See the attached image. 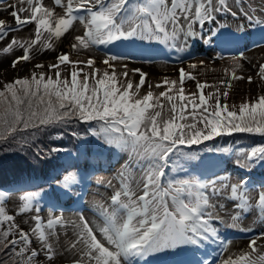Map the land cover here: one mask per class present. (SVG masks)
I'll list each match as a JSON object with an SVG mask.
<instances>
[{"label": "snow or ice", "instance_id": "snow-or-ice-1", "mask_svg": "<svg viewBox=\"0 0 264 264\" xmlns=\"http://www.w3.org/2000/svg\"><path fill=\"white\" fill-rule=\"evenodd\" d=\"M0 12H8L11 18H0V56L21 53L10 63L13 69L35 59V53L56 52L57 43L71 37L70 51L59 52L55 62L47 65L55 78L33 70L30 78L4 84L0 90V143L14 141L18 132L43 131L77 121L89 125L91 136L129 157L128 167L119 172L118 187L113 188L111 181H97L113 191L94 203L93 219L80 213L77 220L68 221L50 212L44 220L40 193L26 190L19 195L18 210L9 214L10 194L0 190V253L9 257L4 264H40L41 252L49 264L65 254L71 256L70 264H145L149 257L169 252L194 255L207 245L227 251L231 242L221 238L217 225L249 233L253 229L244 221L250 214L264 227V185L255 192L246 176L233 181L197 153L183 150L235 133L264 137V95L241 103L238 111L227 103L231 81L245 78L237 75L245 58L243 52L234 55L231 68L225 69L230 78L219 82L226 85L223 92L217 87L215 93L207 95L203 90L212 86L198 81L196 91L187 92L185 83L195 81L196 76L183 67L177 70L176 79L164 77L156 83V89H163L156 94L147 83L148 74L141 69H131L138 75V83L129 78L127 64L125 71L117 74L113 63L121 60L117 55L102 60L107 66L103 73L95 67L94 58L86 62L70 59L72 53L79 55L100 46L139 48L144 42H155L192 55L189 40L199 38L209 44L215 38L239 43L247 28L264 29V0L258 4L254 0H16L0 7ZM225 16L243 21L235 27L239 35L222 31L230 27L219 22ZM77 25L82 27L81 34H74ZM25 30L28 36L18 35ZM81 64L91 71L84 72ZM61 66L71 69L70 79L62 76ZM33 67L44 69L45 65L36 63ZM187 67L195 70L198 65ZM257 75L264 81V63L259 64ZM247 80L251 83L252 77ZM146 83L147 91L141 95ZM203 151L233 150L205 147ZM235 156L236 167L245 172L258 165L264 167V144L236 150ZM181 159L200 163L188 168ZM80 182L75 173L67 172L57 181L63 189L59 194L67 195ZM33 211V225L27 231L21 229L16 218ZM69 228L71 238L61 244V231L68 237ZM260 238L251 239L247 251L234 258L228 256L221 264H264V251L257 247ZM174 264L215 261L205 258Z\"/></svg>", "mask_w": 264, "mask_h": 264}, {"label": "rangeland", "instance_id": "rangeland-1", "mask_svg": "<svg viewBox=\"0 0 264 264\" xmlns=\"http://www.w3.org/2000/svg\"><path fill=\"white\" fill-rule=\"evenodd\" d=\"M16 0H2V3H0V7H3L7 4L15 3ZM50 2V0H49ZM254 3L258 4L259 0H254ZM8 11H11L9 9ZM0 18H4L6 20L11 21L10 16L8 15V12H0ZM220 19H223L220 17ZM242 20H233L231 17L226 16L225 24H228L230 27L228 29H222V31L231 32L232 34L235 33V27L237 24L242 23ZM249 29H246V33H249ZM82 33V27L77 25L74 34H81ZM20 36H28L29 32L28 30H25L22 33H19ZM205 38H207L205 36ZM71 40V37H67L63 39L61 42L57 43V51L56 52H43V53H35V59H33L30 62H21L19 65H17L16 68H12L10 66L11 61L15 58V56L20 55V52H16L14 55H8V56H0V90H3V86L5 83H10L13 80L17 78H24L31 76V72L33 70L39 72V71H45L47 74L54 76V70L51 73H48L47 65L49 63L55 62V57L57 54L61 51L63 52H69V42ZM215 39L213 38L212 42L209 44H204L203 39H197L195 42L192 40H189V50L193 51L196 56L188 55L187 52L183 53V57L179 58V60H175L168 54V51L171 49L165 48L163 45L160 49L161 51H164V54L157 58V60H150L148 58L149 51L151 49L146 48V42H144L142 47L139 48H131L128 50V48L121 47V46H108L107 48L100 46L98 48H93L90 52L89 51H81L79 55L76 53H72L70 56L71 60H81L86 62L88 58H94L97 63L95 67L100 69V72L103 73V71L106 69L107 66H105L102 63V60L108 56L117 55L121 57V60L114 61L115 64V71L117 74L122 73L125 71L124 64H127L128 70H129V78L133 80L134 83H138L139 77L138 75H133L131 72V69L139 68L142 71L146 72L147 75V83H150L153 85L152 90L154 93L158 94L159 91H162L163 89H156L155 84L160 83L164 77H168L170 79H176L178 77V69L183 67L187 71L192 72L193 75L196 76L195 81H187L185 83V88L187 92H195L196 91V82L201 83H207L208 85H211L212 87H207L203 91L205 95H207L209 92L215 93L216 88L219 87L221 92L225 89L226 85H220L221 80H228L230 77L226 76L225 69H230L232 66V57L236 54L232 53H225L221 56H216V54L209 50V49ZM155 43V42H153ZM204 46H206L204 48ZM133 50H141L144 53L143 58H129L127 56L131 54ZM244 53V60L240 61L242 64V69L237 71V75H242L245 77L242 80L231 81L232 87L229 89V97L227 99V103L229 104L230 108L232 105L236 106V110L238 111V106L245 102L249 101L252 102L256 100L260 95H264V81H261L257 75L258 72V66L261 63H264V42L254 44L247 46L243 49L239 50V53ZM239 55V54H238ZM36 63H42L45 65L44 69H34V64ZM190 63H195L198 65V68L193 70L189 69L187 66ZM81 68H83L84 72H90L91 69L86 68L83 66V64L80 65ZM62 76L64 78H69V73L71 69L68 66H61ZM109 72L112 71V69H108ZM252 77V82L249 83L247 80V77ZM82 79V76H81ZM120 81L124 82V77H119ZM147 83L141 90V95L145 94L147 91ZM214 103V98L213 101ZM223 102V100H222ZM166 104V101L164 102ZM21 134H24L23 132H19L16 134V137H20ZM96 139V138H95ZM100 141V140H99ZM98 140L92 141L90 144H88L87 147L83 148L84 152L92 151V146L97 143ZM4 143H0V147H3ZM101 146V147H100ZM106 148L108 151H111L110 155H116L119 157V160L115 163L114 162H108L107 159H104V161L101 163L103 166L100 170V173H96L94 178L91 180V186L90 189H88V195L85 199V202L77 208L75 211L68 210L63 212L61 216H63L68 221H73L78 219V215L80 213L85 214L89 219H93L95 217V212L93 210V205L97 201H101L102 198H107L110 193L113 191V188L119 186L120 177L119 172H121L124 168L128 167V164L126 161L128 160V153L127 152H121L120 150L116 149L115 147L109 146L107 144H104L102 141L99 142L98 146H95V149L97 151L101 152L100 150ZM242 149L240 147H237L235 149H232L233 151L230 153H207L204 152L203 149L199 153H197L201 160L205 161L207 164H210L212 166L218 165V164H225V170L222 175L230 176L233 181L238 180L242 174L237 172V168L235 165V152L236 150ZM184 151L187 152H195L194 149H187L184 148ZM247 151V150H245ZM93 152V151H92ZM114 152V153H113ZM100 159H103L102 156H99ZM111 159V158H110ZM119 161H122L120 164H118ZM200 161H190L186 160V167L193 168L195 165L199 164ZM99 164V163H98ZM92 167L91 163H87L83 161L82 163H77V165L72 166V171L75 170H81L84 169V173H87L88 170ZM204 165H201V168H203ZM138 171V169H137ZM196 171H199V169H196ZM262 177L264 178V170L261 172ZM98 180H102L104 184H107L109 181L112 182L113 188H106L102 184L98 183ZM134 186V185H133ZM75 188V187H73ZM260 189H254L255 192H259ZM23 191H17L16 193H10L9 192V201L7 204V208L9 211V214H15V212L18 210L17 205L19 203V195L23 194ZM29 191V190H26ZM62 201L66 200V205L69 206L73 199L75 198L74 192L72 191L71 194L67 195H60ZM82 197V195L80 196ZM41 206V204H40ZM44 209H41L40 215L42 219L46 220L49 213L51 212L52 215H54V211L48 210L44 211ZM35 212L23 214L21 216H18L16 218V223L19 225V227L23 230H29L30 227L33 225V222L31 221V216L34 215ZM255 220V222H253ZM25 221H28V223H25ZM245 225L251 226L253 229L249 233H240L239 231L235 229H229L225 228L223 225H217L220 228V232L223 231H230L228 237L226 238L231 243L228 246V249L225 253H222L220 256H217L212 250H210L207 246L204 248H201L197 250L196 255V261H203L205 258L208 260L218 261L222 259V255L226 254L221 261L224 259H227L228 256H232L233 258L238 255L240 252L247 251V245L250 242L251 239L260 236L261 238L257 240V247H260L261 251H264V227H261L259 224L258 217L254 215H249L247 219L244 221ZM7 224L4 225L6 227ZM68 237H65L63 235V231H61L60 235V242L61 244L66 240L71 238V228L68 230ZM236 233V234H233ZM233 242H236V244H233ZM33 246L37 248L39 251V245L33 243ZM59 251H63V249H59ZM8 254L7 253H0V264H4V261L8 260ZM71 256L68 254H65L64 257L58 256L55 260V264H70ZM155 259L153 257H149L148 260L145 262V264H156ZM38 261L40 264H49V262L44 257L43 253L41 252Z\"/></svg>", "mask_w": 264, "mask_h": 264}, {"label": "trees", "instance_id": "trees-1", "mask_svg": "<svg viewBox=\"0 0 264 264\" xmlns=\"http://www.w3.org/2000/svg\"><path fill=\"white\" fill-rule=\"evenodd\" d=\"M95 127V123L92 125ZM19 133V132H18ZM17 133V134H18ZM14 141L0 147V190H26L39 188L53 198L52 188L72 171L76 159H80L84 137H89V125L77 121L49 126L43 131L29 129ZM264 144V137L247 133H235L230 137H217L191 148L196 151L205 147H240L250 149ZM78 145V146H77ZM53 148L61 149L53 152ZM254 170L262 172L264 167ZM29 186V187H28Z\"/></svg>", "mask_w": 264, "mask_h": 264}, {"label": "bare ground", "instance_id": "bare-ground-1", "mask_svg": "<svg viewBox=\"0 0 264 264\" xmlns=\"http://www.w3.org/2000/svg\"><path fill=\"white\" fill-rule=\"evenodd\" d=\"M233 244H236V242H233Z\"/></svg>", "mask_w": 264, "mask_h": 264}]
</instances>
